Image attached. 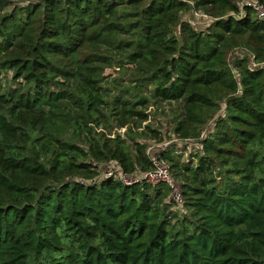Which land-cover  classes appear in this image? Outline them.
I'll list each match as a JSON object with an SVG mask.
<instances>
[{
    "label": "trees",
    "instance_id": "1",
    "mask_svg": "<svg viewBox=\"0 0 264 264\" xmlns=\"http://www.w3.org/2000/svg\"><path fill=\"white\" fill-rule=\"evenodd\" d=\"M238 1L0 0V264H264V24ZM168 105L181 142L215 121L164 152L184 215L165 185L94 182L152 169Z\"/></svg>",
    "mask_w": 264,
    "mask_h": 264
},
{
    "label": "built area",
    "instance_id": "2",
    "mask_svg": "<svg viewBox=\"0 0 264 264\" xmlns=\"http://www.w3.org/2000/svg\"><path fill=\"white\" fill-rule=\"evenodd\" d=\"M240 15H244L246 9H251L257 19L264 24V0H239L237 2ZM194 15L199 19L206 21V25H210L215 21L214 18L209 17L203 13L193 11ZM234 15V14H233ZM194 16V17H195ZM195 17V18H196ZM242 17V16H240ZM251 67L257 68L251 57ZM213 125H211V128ZM211 131L205 130L201 139L206 138ZM186 143L193 144V140H186ZM169 146V143H154L148 149V155L152 162V169L149 171H140L134 174L126 173L123 168L116 162H110L99 167V176L94 180L114 179L125 186H132L140 183H148L155 186L165 185L170 191V201L176 205V208L181 212L186 213L184 209V199L181 185L175 180L171 173V166L164 157V152ZM78 183H91L92 181H85L83 179H75Z\"/></svg>",
    "mask_w": 264,
    "mask_h": 264
},
{
    "label": "rangeland",
    "instance_id": "3",
    "mask_svg": "<svg viewBox=\"0 0 264 264\" xmlns=\"http://www.w3.org/2000/svg\"><path fill=\"white\" fill-rule=\"evenodd\" d=\"M10 5H7V9L5 10V12H12L14 6H24L23 2L26 0H10ZM194 13L193 11L188 12L186 15H184L183 20L186 21L187 23H190L195 29L197 30H205L206 28V21H204L203 19H199L198 17H194ZM245 55L249 56V58H251V55L246 52V51H237L234 53L233 57L235 58H241L244 57ZM107 75H109V81L112 82L114 80H116V82H114L116 84L117 87H119L120 89L126 90L131 82V80L133 79V75H132V70L130 68H127L126 71H122V70H109L107 71ZM2 83L4 85V87L6 88V86L9 85V87L11 85H15L13 78H12V73L11 71H2L1 72V76H0ZM103 89H106L108 87L107 83H104L103 85ZM112 87V86H111ZM113 89V88H112ZM132 94H136V92L131 91ZM157 111V109L155 110ZM152 113V120H151V124H153V126L155 127V129H159V131L162 133L163 139H165L162 143H169V145H175L174 148L175 150H178L180 152V154H182L181 156H183V161H187L190 160L192 157H196L197 154L201 153V145L200 140H202L201 138L198 141H193V144L190 143H186V142H181L180 140H178L177 138L174 137L172 129H173V121L174 119H176L178 116H180V107L178 105H168L163 107V110L161 112L157 111L156 113ZM209 125L205 126L201 132V137L202 134L204 133L205 130L211 131V125L214 126L215 121H209L208 123ZM151 142H149L150 144ZM173 148V149H174ZM193 158V159H194ZM195 160V159H194ZM194 163H197L196 160L194 161ZM181 215H184L183 212L179 211Z\"/></svg>",
    "mask_w": 264,
    "mask_h": 264
}]
</instances>
